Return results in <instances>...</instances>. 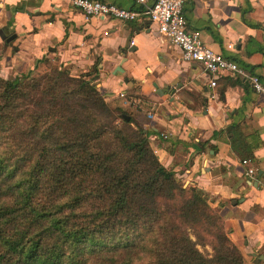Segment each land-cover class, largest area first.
Wrapping results in <instances>:
<instances>
[{
	"label": "trees",
	"instance_id": "trees-1",
	"mask_svg": "<svg viewBox=\"0 0 264 264\" xmlns=\"http://www.w3.org/2000/svg\"><path fill=\"white\" fill-rule=\"evenodd\" d=\"M98 74L0 76V264H246Z\"/></svg>",
	"mask_w": 264,
	"mask_h": 264
},
{
	"label": "crops",
	"instance_id": "crops-1",
	"mask_svg": "<svg viewBox=\"0 0 264 264\" xmlns=\"http://www.w3.org/2000/svg\"><path fill=\"white\" fill-rule=\"evenodd\" d=\"M92 1L142 8L137 0ZM184 11L190 34L264 82V0H186ZM0 32L18 36L7 43L0 33L4 79L36 78L55 65L75 76L97 67L102 93L109 101L125 94L133 112L141 108L135 114L162 165L208 196L245 263L264 264V96L246 79L214 78L185 61L147 17L87 19L73 0H0Z\"/></svg>",
	"mask_w": 264,
	"mask_h": 264
},
{
	"label": "built area",
	"instance_id": "built-area-1",
	"mask_svg": "<svg viewBox=\"0 0 264 264\" xmlns=\"http://www.w3.org/2000/svg\"><path fill=\"white\" fill-rule=\"evenodd\" d=\"M137 4L142 8L121 9L99 1L73 0V6L81 10L87 19L113 18L122 22H134L145 17L149 18L158 26L159 33L181 50L185 61L203 64L214 78L222 73L235 74L239 78L246 79L258 95L264 96V82L259 76L247 73L234 61L206 46L198 34H190L187 31L184 11L186 0H155L151 6L147 5V0H137ZM228 48L234 50L235 45L230 44ZM216 85V80H213L211 86L216 87ZM120 96L126 98L125 94ZM243 164L248 166L250 161L245 160ZM254 174L255 170L249 168L247 175Z\"/></svg>",
	"mask_w": 264,
	"mask_h": 264
},
{
	"label": "water",
	"instance_id": "water-1",
	"mask_svg": "<svg viewBox=\"0 0 264 264\" xmlns=\"http://www.w3.org/2000/svg\"><path fill=\"white\" fill-rule=\"evenodd\" d=\"M0 33L2 35V38H4L7 41V43H10V42L14 41L18 37L17 35H13V36H11L9 38H6V36L3 34V32H0ZM123 118L128 120V121L130 120V118L128 116H123ZM262 174H263V172H261V175Z\"/></svg>",
	"mask_w": 264,
	"mask_h": 264
}]
</instances>
